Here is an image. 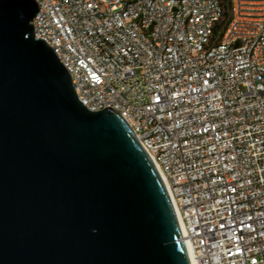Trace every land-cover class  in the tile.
Wrapping results in <instances>:
<instances>
[{"label":"built area","instance_id":"1","mask_svg":"<svg viewBox=\"0 0 264 264\" xmlns=\"http://www.w3.org/2000/svg\"><path fill=\"white\" fill-rule=\"evenodd\" d=\"M35 1V37L160 167L198 264H264V0Z\"/></svg>","mask_w":264,"mask_h":264},{"label":"water","instance_id":"2","mask_svg":"<svg viewBox=\"0 0 264 264\" xmlns=\"http://www.w3.org/2000/svg\"><path fill=\"white\" fill-rule=\"evenodd\" d=\"M37 11L0 0V264H192L152 160L82 104Z\"/></svg>","mask_w":264,"mask_h":264},{"label":"bare ground","instance_id":"3","mask_svg":"<svg viewBox=\"0 0 264 264\" xmlns=\"http://www.w3.org/2000/svg\"><path fill=\"white\" fill-rule=\"evenodd\" d=\"M153 165H154L156 171L158 172L159 176L161 177V179H162V181H163V183H164V185H165V187L167 189V183H166V180H165V178H164V176L162 174V171H161L160 167L156 163H154V162H153ZM167 192H168V189H167ZM170 199H171V202H174V200L171 197V195H170ZM174 210H176V209L174 208ZM175 213H176L177 220H178V223H179V227H180V230H181V234H182V237H183L185 235L184 228H183L181 219H180L177 211H175ZM185 246H186V249H187V251H188V253L190 255L192 264H198L197 259H196L195 254H194L193 247L188 242H185Z\"/></svg>","mask_w":264,"mask_h":264},{"label":"trees","instance_id":"4","mask_svg":"<svg viewBox=\"0 0 264 264\" xmlns=\"http://www.w3.org/2000/svg\"><path fill=\"white\" fill-rule=\"evenodd\" d=\"M224 4L227 10L230 8V0H224Z\"/></svg>","mask_w":264,"mask_h":264}]
</instances>
